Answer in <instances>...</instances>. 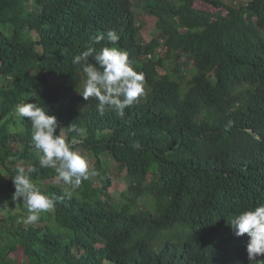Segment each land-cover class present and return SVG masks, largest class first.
I'll use <instances>...</instances> for the list:
<instances>
[{
    "label": "trees",
    "instance_id": "16d2710c",
    "mask_svg": "<svg viewBox=\"0 0 264 264\" xmlns=\"http://www.w3.org/2000/svg\"><path fill=\"white\" fill-rule=\"evenodd\" d=\"M138 1L154 17L151 40L134 0H0V197L23 211L0 215V264H101L99 240L118 252L112 264H127L118 259L129 237L172 239L178 230L197 254L206 242L228 244V222L264 203V0ZM108 30L116 44L91 39ZM105 46L127 51L148 87L123 118L83 98L85 76L72 63ZM29 102L57 117V134L75 137V150L94 154L99 173L71 197L50 182L54 169L33 173L55 199L34 223L12 198L15 168H39L31 122L16 112ZM106 154L129 170L118 202L102 199L113 184ZM229 256L221 264H250L248 255Z\"/></svg>",
    "mask_w": 264,
    "mask_h": 264
},
{
    "label": "clouds",
    "instance_id": "9594fccd",
    "mask_svg": "<svg viewBox=\"0 0 264 264\" xmlns=\"http://www.w3.org/2000/svg\"><path fill=\"white\" fill-rule=\"evenodd\" d=\"M105 38L111 44H116L120 40L115 30H108L106 34L91 37L95 44H99ZM72 63L79 65L85 76L80 93L86 101L89 98L96 99L101 113L107 107L123 118L125 109L139 102L145 95L144 74L134 69L127 51L123 49L105 46L97 50L94 47H88L76 54ZM16 112L20 117L29 118L32 125L31 144L33 149L41 154L39 168L35 165L28 167L18 165L12 177L15 187L12 198L22 200L25 204L28 215L24 222L34 223L39 220L41 213L54 208L55 199L37 188L31 179L33 173H37L40 168L54 169L57 179L62 182V191L69 197L83 181L99 173L90 165L86 156L74 149L78 143L75 137L71 141H66L60 131L57 134L60 122L55 115L50 114L37 103L30 102L17 105ZM69 128L80 135L84 133L83 129H77L74 125H70ZM132 147L138 148V142ZM116 163L118 164L117 161ZM125 170L128 180V167L123 169ZM111 187L112 185L109 188V197L106 194L102 199L118 202L122 196L117 200H111ZM142 199L145 200L142 202ZM139 202L145 208L147 198L141 197ZM249 207L251 208L245 209L228 222L231 238L228 244L206 242L197 254H190L187 246L180 242L182 230H178L172 239L163 236L129 237L126 252L119 257L118 261L122 262L121 259H123L127 264H221L234 251L242 256L248 255L250 264H257V262L264 264V259H258V257H264V203ZM154 214L153 209L152 215ZM154 221L156 224L159 223L157 219ZM94 246L96 253L93 259H99L101 264H112L110 260L115 259L118 252L111 250L108 243L102 240L96 242ZM79 252L82 255L86 253L85 249ZM135 258L137 261L133 263L132 260ZM230 261L233 259L230 258Z\"/></svg>",
    "mask_w": 264,
    "mask_h": 264
},
{
    "label": "rangeland",
    "instance_id": "374dc122",
    "mask_svg": "<svg viewBox=\"0 0 264 264\" xmlns=\"http://www.w3.org/2000/svg\"><path fill=\"white\" fill-rule=\"evenodd\" d=\"M226 3H232V4H240V0H224ZM136 7L135 10L137 14L140 15L141 22L144 26L143 30V37L146 40H151L152 38V31L154 30L155 26V20L152 15L147 13L145 10H143V5L140 1L134 0ZM155 31H153L154 33ZM147 88V87H146ZM80 154L86 156L90 162V165L93 167V161L95 159V156L91 152H80ZM102 159L105 161L103 163L104 165H107L110 169L111 175L114 179V183L112 184V187L110 189L111 192V200H117L119 199L123 193H127L128 189V180H127V171H123V169L116 163L114 160L112 154H106L102 156ZM8 172L6 170H3L1 172L2 176H7ZM54 183L60 182L58 179L50 181ZM145 199H142L143 202ZM14 212H23L20 207L17 206L16 203H14L12 200L9 199H3V197H0V215H9V213Z\"/></svg>",
    "mask_w": 264,
    "mask_h": 264
}]
</instances>
